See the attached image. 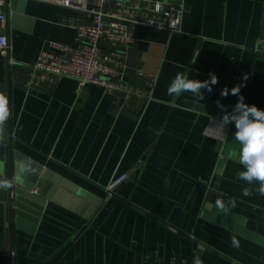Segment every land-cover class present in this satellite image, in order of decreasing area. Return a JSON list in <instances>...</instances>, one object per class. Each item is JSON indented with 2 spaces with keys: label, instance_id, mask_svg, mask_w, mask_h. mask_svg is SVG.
I'll list each match as a JSON object with an SVG mask.
<instances>
[{
  "label": "crops",
  "instance_id": "0c3cea01",
  "mask_svg": "<svg viewBox=\"0 0 264 264\" xmlns=\"http://www.w3.org/2000/svg\"><path fill=\"white\" fill-rule=\"evenodd\" d=\"M7 6L0 179L21 162L41 169L33 193L43 180L46 204L31 203L37 220L11 214L0 188V264H193L196 255L203 264H264V196L238 177L234 122L216 126L236 104L237 84L246 104L264 110V0H186L181 32L136 27L124 49L130 92L32 78L40 53L52 42L77 45L75 26L90 17L37 0ZM210 72L218 83L202 89L203 100L168 95L177 74L203 81ZM123 173L110 197L107 185ZM230 198L235 208L216 206Z\"/></svg>",
  "mask_w": 264,
  "mask_h": 264
},
{
  "label": "built area",
  "instance_id": "2783aa9c",
  "mask_svg": "<svg viewBox=\"0 0 264 264\" xmlns=\"http://www.w3.org/2000/svg\"><path fill=\"white\" fill-rule=\"evenodd\" d=\"M37 1L86 11L90 20L75 26L77 45L52 42L51 49L42 51L33 65L32 78L70 77L80 85L94 84L127 92L130 90L124 78V49L135 44L136 27L143 25L153 30L181 32L186 3V0ZM5 4L6 0H0V21L6 19ZM8 48V36L0 34V52L5 53ZM257 49L264 53V38ZM127 178L123 173L112 179L106 187L108 195L113 196Z\"/></svg>",
  "mask_w": 264,
  "mask_h": 264
},
{
  "label": "clouds",
  "instance_id": "9594fccd",
  "mask_svg": "<svg viewBox=\"0 0 264 264\" xmlns=\"http://www.w3.org/2000/svg\"><path fill=\"white\" fill-rule=\"evenodd\" d=\"M244 80H247V76L244 77ZM217 83V75L211 72L209 73V79L203 81L189 79L177 74L168 86L167 93L169 96L179 97L187 92L201 101L204 99L202 89H206L211 93L213 85ZM244 86L245 84L241 83L231 88V94L237 96L238 100L231 112H223L221 120L216 126L224 130L227 125L234 122L236 131L233 137L240 145L239 163L244 168V171L238 173V177L249 185L258 184L254 191L264 196V110L256 105L245 103V98L241 94V88ZM228 95L229 89L225 87L221 91V96L227 97ZM216 103L220 109L225 108L219 100ZM9 117L10 110L7 100L0 97V138H2L3 129ZM29 171L30 166L26 162H21L17 166L14 179L22 178ZM12 186L13 184L9 180L0 179V188L3 190H7ZM254 191L246 187L243 189V195L252 196ZM216 206L226 212L229 207H236V199L230 198L226 202L223 199H217ZM231 243L233 247H239V240L235 236L232 237ZM193 264H203L198 255L194 256Z\"/></svg>",
  "mask_w": 264,
  "mask_h": 264
},
{
  "label": "water",
  "instance_id": "95a60500",
  "mask_svg": "<svg viewBox=\"0 0 264 264\" xmlns=\"http://www.w3.org/2000/svg\"><path fill=\"white\" fill-rule=\"evenodd\" d=\"M7 4L8 0H6V6ZM17 166L18 164L15 166L14 174H12V171H10L7 177V180H9L13 186L7 190H3L6 194L5 196L9 205V211L12 214V210L14 208V211L17 215L24 217V214L28 213L31 214V218L35 216V220H37L41 214V211L40 209L37 211V209L32 206L31 203L38 206H44L46 204V200L43 199L45 197L43 180L39 181V186L41 187L39 193H33L35 184L40 176L37 173H39V171L42 172V170L34 168L25 173L22 178L14 179L17 172ZM33 171H36L37 173Z\"/></svg>",
  "mask_w": 264,
  "mask_h": 264
},
{
  "label": "rangeland",
  "instance_id": "374dc122",
  "mask_svg": "<svg viewBox=\"0 0 264 264\" xmlns=\"http://www.w3.org/2000/svg\"><path fill=\"white\" fill-rule=\"evenodd\" d=\"M115 194H116V192H115ZM115 194H114V195H115ZM114 195H113V196H114ZM110 197H111V196H110Z\"/></svg>",
  "mask_w": 264,
  "mask_h": 264
}]
</instances>
